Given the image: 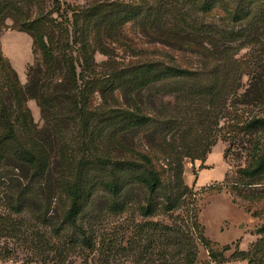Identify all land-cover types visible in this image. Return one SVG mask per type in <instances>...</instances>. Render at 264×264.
Instances as JSON below:
<instances>
[{
    "label": "rangeland",
    "instance_id": "1",
    "mask_svg": "<svg viewBox=\"0 0 264 264\" xmlns=\"http://www.w3.org/2000/svg\"><path fill=\"white\" fill-rule=\"evenodd\" d=\"M195 1L0 0V264H264V232L256 231L264 170L237 172L264 149V126L245 125L252 117L264 122V0H212L205 13L193 10ZM134 7L138 13L124 20ZM241 7L247 16L232 19ZM151 11L162 14L158 27L148 23ZM98 14L114 24L95 44L90 26ZM35 15L51 18L54 38L64 41L48 73L58 85L21 99L14 89L26 84L27 70L45 64L19 29ZM185 26L207 30L210 39ZM156 30L181 41L160 42ZM149 61L193 72L138 87L133 69ZM125 110L149 120L134 124ZM138 152L161 178L153 193L131 169L113 166L140 161ZM73 180L81 209L67 225ZM110 180L121 184L116 194L104 186ZM146 204L152 211L144 215Z\"/></svg>",
    "mask_w": 264,
    "mask_h": 264
},
{
    "label": "trees",
    "instance_id": "2",
    "mask_svg": "<svg viewBox=\"0 0 264 264\" xmlns=\"http://www.w3.org/2000/svg\"><path fill=\"white\" fill-rule=\"evenodd\" d=\"M34 4L35 0H24V3ZM36 8V7H35ZM212 8V0H196L194 2L193 10L198 12H208ZM148 9V8H147ZM146 11V9H145ZM138 13L137 7L131 8L124 14V20L132 17L133 15ZM248 10L246 8H239L232 12L231 18L234 20L241 19L247 16ZM151 20L148 23L158 27L160 22L162 21V14H158L157 12H149ZM103 16L98 14L96 15L91 22V33L93 35V41L95 44H98L102 38L108 37L111 34V27L114 23L104 22L102 21ZM119 21V18H118ZM118 23V22H116ZM119 24V23H118ZM158 25V26H157ZM19 29L26 31L31 36V43L38 46L41 50L42 55L45 60L44 66L41 68H37L36 70H31L30 68L27 70V82L22 87H16L14 92L21 99H25L27 97H37L41 95L43 89H49L47 92L53 93L57 89L58 83H50L48 80V73L53 70V66L59 61V47L64 45V41L61 37L54 38V25L51 22V18H44L41 16H33L30 18L26 16L23 20L19 22ZM113 29V28H112ZM183 29V28H182ZM181 29V30H182ZM115 30V29H114ZM185 33L192 34L195 37H205L208 36V40L210 39V33L204 29L192 28L190 26H185L183 29ZM157 35L161 36L159 39L160 42L165 43H177L181 40H175V38L169 37L163 32L156 30ZM176 32V31H175ZM154 33V32H153ZM204 35V36H203ZM54 38V39H53ZM61 40V41H60ZM208 40H204L209 42ZM101 49V48H99ZM136 68V69H135ZM133 69L134 74L140 77V82L138 87L145 86L149 81H156L169 77H182L187 76L193 71L184 68V67H176L172 65H163L158 67L154 62H143L139 64L137 67ZM12 69V73H14V69ZM15 75V74H14ZM138 95V92H136ZM246 95V92H244ZM130 99V97L128 98ZM85 101L86 95L83 94V91L80 92L79 97L75 105L76 114L81 117V119L85 115ZM137 106V104L134 103ZM138 108V107H137ZM124 112V110H123ZM129 116H131V122L134 124H142L149 120V116L147 114L142 113L137 110L136 113L130 112L129 110H125ZM2 126L6 132V135L10 138L13 137V128L10 121L3 117ZM245 125L248 127H262L264 126V122L262 118L252 117L245 122ZM21 157L28 163L34 162V155L27 149H22ZM138 156L140 161H135L131 159L126 160H116L112 162L114 168L122 169L127 168L133 171L134 180L143 184L149 193H153L156 189L161 186V178L156 169L150 166V158L148 155L138 152ZM107 160H102V163H106ZM139 164H142V168H139ZM264 170V149L258 153L254 162L248 167H240L237 169V172L245 175V176H255L261 173ZM104 186L111 194H116L120 188V183H115L113 180L104 183ZM66 193L69 198L68 205L65 211L62 214V222L67 225H73L75 223V219L77 214L81 209V192L78 186V183L73 180L66 185ZM114 209L121 208V205L115 204L113 206ZM173 207L171 202L164 204L165 209H170ZM152 208L149 204H146L141 208V212L144 215L151 213ZM257 232H264V220L260 222V224L256 227ZM80 240L84 245L90 246L91 241L84 234L82 229L79 230Z\"/></svg>",
    "mask_w": 264,
    "mask_h": 264
},
{
    "label": "crops",
    "instance_id": "3",
    "mask_svg": "<svg viewBox=\"0 0 264 264\" xmlns=\"http://www.w3.org/2000/svg\"><path fill=\"white\" fill-rule=\"evenodd\" d=\"M210 154V153H209ZM209 154L206 156L205 158V163H208V159H209ZM208 168V167H207ZM211 168V167H210ZM206 168H204L203 170H205Z\"/></svg>",
    "mask_w": 264,
    "mask_h": 264
}]
</instances>
